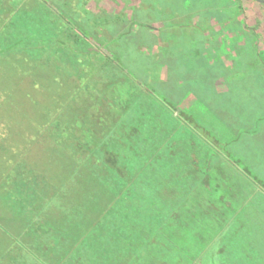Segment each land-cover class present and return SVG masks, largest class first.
I'll list each match as a JSON object with an SVG mask.
<instances>
[{"label":"rangeland","instance_id":"1","mask_svg":"<svg viewBox=\"0 0 264 264\" xmlns=\"http://www.w3.org/2000/svg\"><path fill=\"white\" fill-rule=\"evenodd\" d=\"M39 28L58 40L5 49ZM0 29V264H264V3L0 0ZM62 40L90 51L75 74ZM88 90L124 92L123 178L25 120Z\"/></svg>","mask_w":264,"mask_h":264},{"label":"trees","instance_id":"2","mask_svg":"<svg viewBox=\"0 0 264 264\" xmlns=\"http://www.w3.org/2000/svg\"><path fill=\"white\" fill-rule=\"evenodd\" d=\"M21 7L18 10H15L13 12L12 19H10L11 23H13L12 21H14V19L16 20V17H21L20 11L21 9H23L24 6H21ZM50 29L53 30L54 28H50ZM41 32L42 31L40 28L38 32L31 31L30 33H28V35L20 37L14 42L10 41L9 45L6 46L5 49L7 50L13 46L28 43L31 40V38H37L39 42H42V43H46L51 40L57 41L59 38L58 33L51 34V33H47L46 31L44 33H41ZM4 34L6 33H4L0 29V38ZM82 39L83 38L80 37L77 41H75V43L79 44L80 42H82ZM65 42L67 43V45L63 43V40L61 43H59L62 46H68L67 55L66 56L65 54L63 55V57L68 60L65 62L66 63L65 66L67 70L71 71V74H75L79 70V67L82 66L80 65L82 64V61H81L82 57L84 58L87 55L90 57L89 55L90 51L87 50V48L86 49L80 48L77 45H74L70 41L69 42L65 41ZM2 51L3 50H1L0 48V55ZM61 51L65 52V50L58 48L56 51H54V53L56 52L58 53ZM30 59L33 60L32 63H30L32 68L40 67L38 65L40 64L39 59L35 60V59H32V57ZM56 83L58 82L56 81ZM65 83L66 82H64V86H65ZM13 84L14 83H10V85L8 84V86L10 87V90ZM64 86L62 89H64ZM79 87H81V85H79ZM0 91L2 92V89ZM134 92L136 93V90ZM76 95H78L77 91H76V94H74L73 96H69L68 99L67 98L65 99V95L62 93L61 100L58 99L59 102L61 103L60 104L61 106L59 105L57 106L56 103L58 101H56V102H52L54 106L49 107V108H43L39 106V104L36 103L35 101H30L32 113L29 115V117H27V114H26L25 120H27V122H31L32 125H34L33 126L34 131L32 135L33 139L35 140V139H40L43 137L44 138L50 137L52 138L53 142L59 144L58 147L61 146L60 147L61 151L65 155H67V157L74 156L75 158H77L78 155L80 156L89 155L88 159H85V162H87L90 165H93L94 163H96L100 166V168L113 172V174L118 173L117 175L122 177L120 174L122 173L124 174L125 172H127V164H125V162H130V160H125L127 154L134 153L135 157H138L137 154L140 153L138 150L144 153L143 146L141 145V143H139L138 137L136 138V135L138 134V132L136 130H132L130 128L131 127L130 124L127 127L126 123L122 120L125 117V111L122 110V109H125V107H123L125 106L124 101L122 100V96L124 95V92H118V91L115 92L113 90V92L111 91L101 92L100 91L99 94H97L96 92H94V90H88L86 94H82L81 97L80 95L79 96H76ZM111 96L114 99L116 98L115 105L114 103H112ZM76 101L78 104L77 109L80 110L82 109V107L85 109H82L80 112L78 110L77 112L75 109L72 110L71 112L67 110L68 108L71 109L75 107L74 103H76ZM104 101H106L107 103L104 104L105 107L104 106L102 107ZM63 108H64V111H63ZM14 113H15V110L11 114L14 115ZM71 113H73V116H70ZM14 117H16V115H14ZM8 118H10V116ZM94 119L95 120L98 119L99 124H102V123L108 124V129L106 130L107 131L106 133L99 132L98 130H96V128L93 126L94 121H95ZM109 121H112V123H110ZM110 136H114V138H117L118 140L112 141L110 140L111 139ZM146 162L147 160L144 162L143 168L146 166ZM14 172L15 170L11 168L10 173H13V176L11 175V177H8L9 181H12L11 178L18 177L17 172L15 173ZM21 173H24V168L22 169ZM114 183L117 184L116 182ZM109 210L110 209H108L103 214L102 218L107 217V214L110 213ZM40 227L41 225H39L37 230L40 231L41 230L39 229ZM93 232H94V229L91 228L88 232H85L84 235L81 236L83 238H80L79 240L80 244H85L88 247V248L85 247L86 250L89 249L88 251L92 249V245L88 244L91 241H89L88 243L86 242L87 240H90V238H92ZM45 233L46 232H44V234ZM113 233L114 235H117V236L116 238L110 236L109 241H111L112 239H115L116 241L121 240L120 238H118V236L121 234L120 232L116 231ZM26 248L27 247H23V249L26 250V252H30L29 249L28 248L26 249ZM93 251H94V248H93ZM35 257L37 256L35 255ZM36 260L40 261L38 257L36 258Z\"/></svg>","mask_w":264,"mask_h":264},{"label":"crops","instance_id":"3","mask_svg":"<svg viewBox=\"0 0 264 264\" xmlns=\"http://www.w3.org/2000/svg\"><path fill=\"white\" fill-rule=\"evenodd\" d=\"M218 233L220 234V231H218ZM218 240H219V237L215 240V242H217L218 243ZM166 241H170V240H167V239H165V241L164 242H166ZM167 245V244H166ZM170 247H171V250H172V252L173 251H176V248H174V246L172 245H170ZM216 247V246H215ZM214 250H216L217 251V248H214ZM220 250H222V252L223 251H225L223 248H221ZM216 255H218V252H217V254ZM216 255H213L214 257H216Z\"/></svg>","mask_w":264,"mask_h":264},{"label":"flooded vegetation","instance_id":"4","mask_svg":"<svg viewBox=\"0 0 264 264\" xmlns=\"http://www.w3.org/2000/svg\"><path fill=\"white\" fill-rule=\"evenodd\" d=\"M255 1L262 3V4L264 3V0H255Z\"/></svg>","mask_w":264,"mask_h":264}]
</instances>
